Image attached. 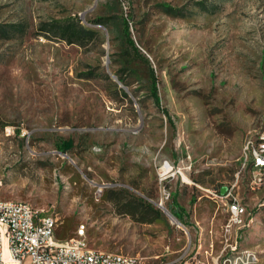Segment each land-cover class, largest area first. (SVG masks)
I'll list each match as a JSON object with an SVG mask.
<instances>
[{
    "label": "rangeland",
    "instance_id": "obj_1",
    "mask_svg": "<svg viewBox=\"0 0 264 264\" xmlns=\"http://www.w3.org/2000/svg\"><path fill=\"white\" fill-rule=\"evenodd\" d=\"M159 3L190 12L173 17ZM112 14L108 29L90 23ZM68 15L105 42L82 48L40 33L41 22ZM121 17L155 72L157 102ZM12 22L27 31L0 40L1 199L56 213L59 238L85 223L90 247L147 264L175 251L186 253L180 264H220L224 253L246 251L264 264V172L243 149L264 133V0H0V23ZM107 68L122 70L129 87L106 80ZM89 70L98 76L86 78ZM111 81L126 86L128 99ZM164 161L175 173L160 181ZM222 187L249 212L228 237ZM121 188L150 195L160 218L141 223L119 212L105 194ZM173 197L187 205L188 213L175 208L184 217L158 207Z\"/></svg>",
    "mask_w": 264,
    "mask_h": 264
},
{
    "label": "built area",
    "instance_id": "obj_2",
    "mask_svg": "<svg viewBox=\"0 0 264 264\" xmlns=\"http://www.w3.org/2000/svg\"><path fill=\"white\" fill-rule=\"evenodd\" d=\"M258 137L262 138V146H251V141L247 140L243 149L256 147L260 152L257 165H264V133ZM164 166L168 167L166 171H163ZM161 168L160 181L175 173L171 172L173 166L168 161H164ZM261 175L262 173L253 174L254 185L262 180ZM163 191L164 197L168 198L170 192L165 189ZM224 196H229L228 219L224 231L228 237L233 231L236 234L237 229L246 225L245 221L239 227H231L230 219L237 214H244L246 218L249 212L246 205H237V197L232 195L230 190ZM159 203L162 206L163 201ZM57 225L58 217L53 211L28 209L25 200L0 198V264H147L144 257L139 254L90 247L85 223H79L74 235L67 238L56 236ZM230 246L232 251L235 244ZM180 259L181 256L173 261L158 264H179ZM258 260L255 252L246 251L239 259H231V253H224L222 264H257Z\"/></svg>",
    "mask_w": 264,
    "mask_h": 264
},
{
    "label": "trees",
    "instance_id": "obj_3",
    "mask_svg": "<svg viewBox=\"0 0 264 264\" xmlns=\"http://www.w3.org/2000/svg\"><path fill=\"white\" fill-rule=\"evenodd\" d=\"M118 3V2H117ZM203 2L200 3V5ZM118 6V5H117ZM158 7L162 12L173 16V17H187L189 10L183 9L181 7H175L166 3H159ZM114 15L108 16H98L94 19H90V23L103 25L108 29L109 22ZM121 33L127 44L133 49V57L143 61L148 67V82L149 89L154 96V100L158 101V95L156 92L157 77L154 70L150 66L148 58L143 55L140 50L135 46L134 41L130 36V29L126 23L124 17H121ZM40 33L48 38H52L57 41H64L67 44H75L82 48H88V46L93 42L94 44L101 45L105 42V38L102 33L93 27L85 26L81 23V19L68 15L62 18L49 19L40 23ZM27 26L23 22H12V23H0V40H8L11 37H23L26 34ZM106 80H111L108 73L101 72ZM118 80L124 85L129 87V83L122 74V70L114 71ZM86 78L97 77L92 70L85 73ZM111 83H113L111 81ZM116 92H120L125 98L128 99V94L116 83H113ZM115 98V97H111ZM130 100V99H129ZM64 143L63 146H65ZM250 167L252 166V161L249 160ZM227 189V188H226ZM105 197L109 201H115L118 204L119 212L123 214H128L134 221L141 223H152L161 216V211L152 202L148 200L147 197L137 196L130 193L127 189H117L106 191ZM176 199L172 198V205L167 209L175 217L179 218V211L175 210ZM180 210L181 207L177 206ZM176 207V208H177Z\"/></svg>",
    "mask_w": 264,
    "mask_h": 264
},
{
    "label": "bare ground",
    "instance_id": "obj_4",
    "mask_svg": "<svg viewBox=\"0 0 264 264\" xmlns=\"http://www.w3.org/2000/svg\"><path fill=\"white\" fill-rule=\"evenodd\" d=\"M252 146H255V144L253 143ZM256 146H262V138L260 139V141L258 142V144ZM247 150H249V153L251 155L252 166L254 168L260 170L261 172H264V165H257V160L260 159V152H259V150L256 147H251V148L248 147ZM167 168H168L167 166H164L163 167V171H166ZM237 205H240V203L238 202V200H237ZM25 206L28 209H35L31 205H29L27 203V201H25ZM240 218H241V214H237L235 217L231 218L230 219V226L232 227V226H235V225L239 224ZM231 259H232V256H231ZM222 263H223V260H221L220 264H222Z\"/></svg>",
    "mask_w": 264,
    "mask_h": 264
},
{
    "label": "crops",
    "instance_id": "obj_5",
    "mask_svg": "<svg viewBox=\"0 0 264 264\" xmlns=\"http://www.w3.org/2000/svg\"><path fill=\"white\" fill-rule=\"evenodd\" d=\"M176 203H177V199H176ZM180 204V205H179ZM177 203V204H175V206L177 207V206H179V207H181V211H183L184 213L186 212V213H188V211L186 210V207H187V205L185 204V203H183V204H181V203ZM195 205V204H194ZM175 207V208H176ZM183 209V210H182ZM181 211H180V215L182 216V217H184L185 216V214L184 213H182L181 214ZM191 217V216H190ZM183 219V218H182ZM182 221V220H181ZM183 226V225H182ZM201 235V234H200ZM204 239H205V241H207V242H209V245L211 246V243H210V241H211V238L208 236V237H206L205 238V236L203 237ZM202 238V239H203ZM198 241H201V237H199V239H198ZM200 246V245H199ZM206 251L208 250L207 248H204ZM185 252V251H184ZM183 251H175V255L174 256H172V257H167V261L169 262V261H173L174 259H177V258H179L180 256H181V259L179 260V264L182 262V260L184 259V254H186V253H184ZM171 253H166L165 255L166 256H169ZM182 255H183V257H182ZM186 263V262H185Z\"/></svg>",
    "mask_w": 264,
    "mask_h": 264
},
{
    "label": "water",
    "instance_id": "obj_6",
    "mask_svg": "<svg viewBox=\"0 0 264 264\" xmlns=\"http://www.w3.org/2000/svg\"><path fill=\"white\" fill-rule=\"evenodd\" d=\"M107 62H108V60H107ZM107 73H108L110 76H112L116 81L120 82V81L118 80V78H117L116 75L111 74V73L108 71V68H107ZM120 83H121V82H120ZM120 86H121L124 90H126V86H123V85H121V84H120ZM225 190H226V187H222L221 190H220L221 194H224V193H225ZM158 207H160L161 209H163V211H164L168 216H171V217H172L171 212H169V211H168L167 209H165V208H162L161 205H160V203H158Z\"/></svg>",
    "mask_w": 264,
    "mask_h": 264
}]
</instances>
